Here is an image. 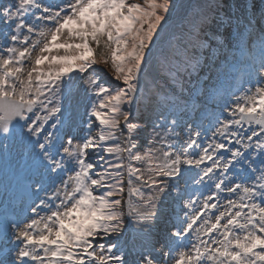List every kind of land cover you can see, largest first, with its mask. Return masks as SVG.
Here are the masks:
<instances>
[{"label": "snow or ice", "instance_id": "obj_1", "mask_svg": "<svg viewBox=\"0 0 264 264\" xmlns=\"http://www.w3.org/2000/svg\"><path fill=\"white\" fill-rule=\"evenodd\" d=\"M260 4L177 36L174 0H0V264H264ZM209 49L251 72L182 119Z\"/></svg>", "mask_w": 264, "mask_h": 264}, {"label": "rangeland", "instance_id": "obj_2", "mask_svg": "<svg viewBox=\"0 0 264 264\" xmlns=\"http://www.w3.org/2000/svg\"><path fill=\"white\" fill-rule=\"evenodd\" d=\"M182 0H178L176 6L179 4V2ZM202 0H194L191 2L189 8L183 15V17L179 18L177 24L173 27L174 32L177 34V36L181 35L182 33H185L186 28L193 22H189L188 14L192 10L191 8L197 5H201ZM175 3V2H174ZM221 9L219 11V14L224 15V14H229V13H236L238 11V5L240 7L247 6L249 9L252 8L253 5L256 6L257 12L259 9L262 7L260 4V0H221ZM175 10V9H174ZM173 10V12H174ZM189 12V13H188ZM197 17V13L195 15V18ZM191 18V17H190ZM221 33V38L226 35L223 29L219 30ZM197 55L199 56V59L201 61V68L198 69L197 73H194L193 76L191 77V83L188 84V89L190 90V95H186V98L188 100V105H189V111L184 115V118H192L196 117L198 118L201 113H205V106H207V109L209 110V103L210 101L207 99V92L209 90H215L217 91L221 85L223 84L222 80L227 79L225 71H228L225 69L230 65L231 61H234L231 56H227L226 53L223 50H220L217 54H213L211 50H199L197 52ZM101 71H104L103 66H98ZM212 68H215L212 70ZM212 74H217L220 76L218 79L215 81V77L211 76ZM219 78H222L219 79ZM226 78V79H225ZM187 79V78H186ZM162 82V81H161ZM202 87L204 90L202 91V95L199 96L201 93ZM79 104V97L76 98L74 101V108L72 111L73 118H76V106ZM199 106L200 109L197 110H192V105ZM83 109L80 108V111ZM135 114V110H134ZM140 144L141 147L144 145V140L143 137L140 139ZM160 228H164V224L159 225ZM135 237H134V232L131 230V227L125 231L124 237L122 238V242L125 243L127 246H131L133 243Z\"/></svg>", "mask_w": 264, "mask_h": 264}, {"label": "bare ground", "instance_id": "obj_3", "mask_svg": "<svg viewBox=\"0 0 264 264\" xmlns=\"http://www.w3.org/2000/svg\"><path fill=\"white\" fill-rule=\"evenodd\" d=\"M186 2H187V0H183V2L179 5V7H178L179 9H178V11H177V15H176V17H175L176 20L178 19V17L180 16V14L183 13L182 9H183V6H184V4H185ZM234 69H235V67H234ZM249 69H250V68H249ZM249 72H251V70H250V71H247L246 73H249ZM246 79H247V76H246ZM245 84H247V83H245ZM245 87H246V85H245ZM247 87H248V86H247ZM230 88H231V86H229V88L222 89V90H221V94H223L224 92L230 90ZM213 108H214V110H215L216 105H215ZM0 173H2V172L0 171ZM6 187L8 188L7 183H6L4 186H2V188H0V194H1V191H2V195H4V192H5L6 189H7ZM5 188H6V189H5ZM6 192H7V191H6ZM2 195H1V196H2ZM14 196H15V193H12V195H10V196L8 197V200H7V201H5V200L0 201V202H2V203H1L2 206H3V203H4V205H5V202H7V204H8V206H9L10 209H11L12 207H16L17 210H19V208H20L21 206H18V205L15 204ZM2 206H1V207H2Z\"/></svg>", "mask_w": 264, "mask_h": 264}, {"label": "trees", "instance_id": "obj_4", "mask_svg": "<svg viewBox=\"0 0 264 264\" xmlns=\"http://www.w3.org/2000/svg\"><path fill=\"white\" fill-rule=\"evenodd\" d=\"M175 2V0H174ZM218 0H203V5L201 8L194 7L190 16L191 21H194L195 12H198V15L200 16L202 13H211L213 15L216 14L215 7L217 5ZM198 16V17H199Z\"/></svg>", "mask_w": 264, "mask_h": 264}]
</instances>
